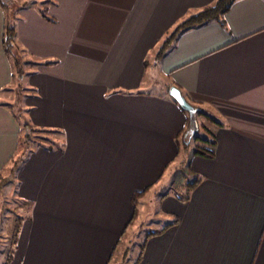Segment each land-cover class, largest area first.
<instances>
[{
	"label": "crops",
	"instance_id": "1",
	"mask_svg": "<svg viewBox=\"0 0 264 264\" xmlns=\"http://www.w3.org/2000/svg\"><path fill=\"white\" fill-rule=\"evenodd\" d=\"M28 2L18 41L54 63L28 70L26 118L61 144L33 147L14 168L19 126L0 108V171L25 212L2 263L110 264L128 232L147 228L134 264H264V0H235L225 27L186 30L157 61L166 33L214 0ZM4 24L0 7V88ZM172 84L197 107L194 125ZM200 128L214 154L192 149L186 162L181 144Z\"/></svg>",
	"mask_w": 264,
	"mask_h": 264
},
{
	"label": "trees",
	"instance_id": "2",
	"mask_svg": "<svg viewBox=\"0 0 264 264\" xmlns=\"http://www.w3.org/2000/svg\"><path fill=\"white\" fill-rule=\"evenodd\" d=\"M234 1L235 0H214L212 4L189 13L187 16L177 22L169 32L166 33V36L163 38L160 46L155 53L154 60L157 61L161 59L162 55L166 52L168 47L173 44V41L186 30L196 28L212 21H217L220 25L225 27L224 16ZM26 3L28 4L29 2L23 0H0V7L5 14L2 45L5 55L10 63L12 80H14L17 76L23 77L25 75H28L29 72L28 70H26L27 68H34L41 64L47 65L54 63V61L34 58L27 52L26 49H24L22 45H20L18 41L16 33V21L18 19L17 13L20 9L27 6ZM47 7L48 1H44L38 8V11L42 15V17H44L48 21H53V18L47 13ZM18 85H20L19 82L16 86L18 87ZM170 86L175 85L172 84ZM168 88L169 86H167V89ZM21 90H23L22 87L20 91ZM183 96L185 97V95ZM185 99L188 103L194 106L196 108V112L199 113V111H197V107L192 104L186 97ZM172 100L176 102L174 99ZM182 111L184 112V114H186V124L188 126L194 125L196 123V118L194 120H190L188 112L184 109H182ZM55 137H60L59 132L56 130L35 127L29 122L27 118H25L22 122L19 121L17 147L14 154L10 157L12 166L14 168H17L27 158L33 147H59L61 142L55 140ZM198 140L199 142L193 149L194 154L202 157L213 156L215 148L214 136L212 134H209L206 138H199ZM1 179L2 173L0 172V180ZM193 184L194 182H188L186 190L187 192L184 197H181L182 200L188 198V192ZM140 194L141 192H138L133 195L134 206ZM17 233L18 226L14 236H12V245L15 242Z\"/></svg>",
	"mask_w": 264,
	"mask_h": 264
},
{
	"label": "rangeland",
	"instance_id": "3",
	"mask_svg": "<svg viewBox=\"0 0 264 264\" xmlns=\"http://www.w3.org/2000/svg\"><path fill=\"white\" fill-rule=\"evenodd\" d=\"M27 1L28 0H23ZM152 56H150V59ZM150 62V61H149ZM26 69V67H25ZM31 68H27L29 70ZM27 76L23 77L17 76L14 80H12L11 76V67H10V81L2 88H0V108L6 110L13 120L14 123L19 126V121L22 122L28 113V102L27 98L30 97L31 91L26 89L27 83ZM19 82L20 85L16 86ZM21 90L20 91V89ZM6 104V105H5ZM17 118H15L14 117ZM199 124L202 123L204 126V122L202 118H197ZM197 122V124H198ZM198 127V126H197ZM205 130L200 128L192 135L190 134L189 137L184 138L181 144V154L182 157L186 159V162L189 161L192 155V149L196 146L199 142V138H206L207 134H205ZM18 137V134H17ZM199 137V138H198ZM17 147V139L14 147V154ZM11 165L12 163L9 162ZM2 173V179L0 180V264H3L6 260L8 255L11 253V241L12 236H14L17 226L19 223L23 221L25 212L21 206V201L15 195V186L14 182L15 178H13V174L0 171ZM182 173L187 175L186 167H184ZM187 180H190L189 175ZM179 195H182V191L176 190ZM152 207V205H150ZM23 209V210H22ZM162 223L159 221H152L150 223L149 228H156L160 227ZM147 228L137 230L136 233L132 234L128 232L125 237H123L118 244L117 248L112 254V259L110 264H134L144 242L145 236L147 234ZM3 262V263H2Z\"/></svg>",
	"mask_w": 264,
	"mask_h": 264
},
{
	"label": "water",
	"instance_id": "4",
	"mask_svg": "<svg viewBox=\"0 0 264 264\" xmlns=\"http://www.w3.org/2000/svg\"><path fill=\"white\" fill-rule=\"evenodd\" d=\"M168 94L178 103L182 109L188 112L190 120L195 119L196 108L186 101L178 87L170 86L168 89Z\"/></svg>",
	"mask_w": 264,
	"mask_h": 264
}]
</instances>
